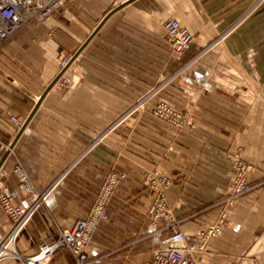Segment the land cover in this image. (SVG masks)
I'll use <instances>...</instances> for the list:
<instances>
[{
	"label": "crops",
	"instance_id": "obj_1",
	"mask_svg": "<svg viewBox=\"0 0 264 264\" xmlns=\"http://www.w3.org/2000/svg\"><path fill=\"white\" fill-rule=\"evenodd\" d=\"M127 1L70 0L63 15L29 24L0 52V193L23 210L33 206L21 166L48 194L0 264H27L42 242L87 218L113 178L108 219L87 249L91 264H151L171 241V229L149 215L145 178L161 169L189 242L225 216L199 264H264V8L257 12L256 0ZM170 19L194 36L182 55L168 43ZM64 60L65 73L33 114ZM182 66L166 93L194 114L196 131L162 137L165 127L147 115L153 105L128 114ZM239 161L251 168L250 189L230 205ZM11 228L0 206V243ZM51 264L77 261L63 248Z\"/></svg>",
	"mask_w": 264,
	"mask_h": 264
},
{
	"label": "built area",
	"instance_id": "obj_2",
	"mask_svg": "<svg viewBox=\"0 0 264 264\" xmlns=\"http://www.w3.org/2000/svg\"><path fill=\"white\" fill-rule=\"evenodd\" d=\"M68 0H0V52L7 43L21 30L33 22L45 23L58 14ZM164 29L168 43L177 55L187 52L193 42V34L178 20L170 19L164 23ZM174 110L162 103L158 106L157 112L160 116L174 119ZM173 116V117H172ZM14 120V119H13ZM17 122L16 120H14ZM238 173L234 180L228 204L233 205L235 201L249 191L246 182V174L250 166L241 161L238 162ZM16 171L21 180L22 189L32 195L33 206L23 210L16 206L13 197L7 192L0 193V206L12 222L9 235L0 243V256L7 254L12 249L9 243L16 240L25 226L28 224L34 212L47 199V192H35L28 176L23 168L18 166ZM146 186L153 194V200L149 209V215L156 224H164L165 228L171 229L170 243L163 245L154 252L151 264H199L198 257L205 252L211 239L220 236L224 231L225 216L216 224L201 232L196 241L189 242L187 236L178 227L171 210L167 204L166 191L171 186V178L159 171L151 172L146 176ZM118 185L116 179H112L107 194L102 196L94 210L87 218L76 220L72 228L60 233L55 241L45 240L39 247L37 254L24 258L27 264H51L55 255L61 249L69 250L77 261V264H91L87 254L92 235L95 228L108 219L106 203L110 192ZM19 256V254H17ZM20 257V256H19Z\"/></svg>",
	"mask_w": 264,
	"mask_h": 264
},
{
	"label": "rangeland",
	"instance_id": "obj_3",
	"mask_svg": "<svg viewBox=\"0 0 264 264\" xmlns=\"http://www.w3.org/2000/svg\"><path fill=\"white\" fill-rule=\"evenodd\" d=\"M69 5H70V0L67 1L65 6L63 7V9L58 14H56L54 17L63 15L66 8ZM263 8H264V0H256V11L258 12L259 10H262ZM70 57L71 56H68L67 59H69ZM67 61L68 60H64L63 62L60 63V65H59L60 70L67 67V63H68ZM185 67L186 66H182V67L178 68L175 72H172L171 77L170 76L168 77L166 75L161 77L158 84H156V86L136 104V108L134 109V112H132L131 114H128V115L129 116L141 115L139 110H141L142 108L145 109L148 105H153L154 106L153 111L149 112V113L147 112L148 113L147 115L148 116L150 115L154 120L160 122L161 126L165 127L164 129L159 130V132L162 134V137L171 138V131H173L175 133L176 137H178L180 135L182 136L184 133L193 134L196 131V122H195L194 114L179 110L177 107L174 106V104L172 103V100L170 101L168 99V96H167L168 93H166L168 91L169 86L171 85V88H173V86L175 85L177 80L183 75V73L186 69ZM67 83H69V82H67ZM162 103L168 105L170 108H172L174 110L173 115L174 114L176 115V117H174V119L175 118L178 119V122H176L175 120L173 122V120L171 119V116L163 117V116L159 115V113L157 112V108ZM145 132H147V131H145ZM241 162L244 163L246 166H249L245 162H243V161H241ZM155 171H159L161 174L164 173L167 176H169L162 169L161 170H155ZM155 171H151V172H155ZM151 172H148L147 175ZM172 183H173V180L171 178V184ZM33 188H34L35 192L40 193V191L37 190L34 186H33ZM28 196H30V198L32 197V195H30V194H28ZM31 199L33 201L34 198H31ZM166 200H167V191H166ZM167 204H168V202H167ZM50 241H55V240H50ZM15 247H16V243H15Z\"/></svg>",
	"mask_w": 264,
	"mask_h": 264
},
{
	"label": "water",
	"instance_id": "obj_4",
	"mask_svg": "<svg viewBox=\"0 0 264 264\" xmlns=\"http://www.w3.org/2000/svg\"><path fill=\"white\" fill-rule=\"evenodd\" d=\"M131 0H128L127 3H130ZM111 15V14H109ZM109 17V16H108ZM107 17V18H108ZM102 25V24H101ZM101 27V26H100ZM99 27V28H100ZM99 28L96 30V32L99 30ZM72 63V61L70 62V64ZM68 64V65H70ZM67 68H65L64 70H62L60 72V74L56 77V79L50 84V86L47 88V90L45 91V93L41 96V98L39 99L34 111H33V114L37 111V109L39 108V106L41 105V103L43 102V100L45 99L46 95L49 93V91L54 88V86L57 84V82L61 79V77L63 76V74L65 73ZM31 119V118H30ZM8 155V154H7ZM7 155L5 157H7Z\"/></svg>",
	"mask_w": 264,
	"mask_h": 264
}]
</instances>
